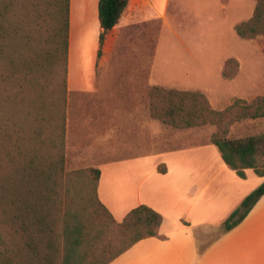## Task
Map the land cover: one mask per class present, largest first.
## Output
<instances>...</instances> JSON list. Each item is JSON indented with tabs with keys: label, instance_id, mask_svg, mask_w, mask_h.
<instances>
[{
	"label": "trees",
	"instance_id": "1",
	"mask_svg": "<svg viewBox=\"0 0 264 264\" xmlns=\"http://www.w3.org/2000/svg\"><path fill=\"white\" fill-rule=\"evenodd\" d=\"M129 1L100 0L98 58ZM70 16L71 0H0V264H111L142 240L167 238L162 214L147 205L115 220L98 196L99 169L66 172ZM236 33L264 37V0ZM238 71L230 59L223 77ZM149 115L177 130L215 127L210 143L225 164L241 179L248 169L264 177V132L236 135L264 120V96L216 110L200 91L153 86ZM157 170L165 174L166 165ZM263 196L264 183L231 213L223 234Z\"/></svg>",
	"mask_w": 264,
	"mask_h": 264
},
{
	"label": "rangeland",
	"instance_id": "2",
	"mask_svg": "<svg viewBox=\"0 0 264 264\" xmlns=\"http://www.w3.org/2000/svg\"><path fill=\"white\" fill-rule=\"evenodd\" d=\"M162 1L163 4L155 9L148 8L146 14L138 17L136 21L141 23L121 34L100 75V95L106 97L109 92L111 102L98 101L97 106L88 100L80 108L75 106L71 116L72 137L80 127L84 131L91 130L96 121L90 117L96 116L93 114L97 112L96 107L104 111L109 106L112 121L134 112L138 104L143 106L147 96L149 110L153 86L200 91L216 110L225 109L236 99L250 101L264 96V37L245 40L236 33V26L253 16L257 0ZM87 40L91 42L90 38ZM83 57L88 61L89 53L85 52ZM230 59L239 62V71L233 79H225L223 69ZM80 60L81 55L76 57L75 63ZM78 96L72 94L74 103ZM214 132L213 126L173 129L153 121L149 115L148 128L139 136L141 148L120 149L112 137L111 159L121 157L122 160L134 155L146 159L148 168L161 159L187 158L200 162L207 157L205 148L164 158L160 153L209 145ZM250 132H264V120L246 122L236 135ZM81 139L86 147L96 146L94 137L88 132ZM67 145L66 141V172L88 169L75 166L73 151L69 152ZM76 163L81 166L94 164L92 158ZM79 178L84 181L86 176L82 174ZM256 179L257 176L251 174L247 185L240 187L237 182L235 185V180L220 176L193 207L190 217L195 222L193 229L174 233L167 242H142L111 264H234L237 229L223 234L224 216L245 190L255 186ZM156 256L169 258L160 261Z\"/></svg>",
	"mask_w": 264,
	"mask_h": 264
},
{
	"label": "crops",
	"instance_id": "3",
	"mask_svg": "<svg viewBox=\"0 0 264 264\" xmlns=\"http://www.w3.org/2000/svg\"><path fill=\"white\" fill-rule=\"evenodd\" d=\"M99 2L100 0H71L67 146L69 152L73 151L76 167L100 170L98 196L116 221H123L132 209L141 205H147L162 214L164 221L160 234L166 236V240L149 238L140 241L135 246L145 241L167 242L170 240V235L193 229L195 222L190 219L193 207L200 196L206 194L212 183L220 176L229 177L235 180V185L237 182L240 187H244L251 174L257 175L254 170L248 169L246 170L247 178H239L235 171L225 164L218 148L213 144L160 153V156L164 158L205 148L207 157L200 162L187 158L171 159L170 161L161 159L160 162H155L148 168L145 164L146 159L134 155L123 157L122 160L121 157L111 159L112 137H114L115 146L120 149L141 148L140 137L148 128L147 96L143 100L145 102L143 106L138 104V108L134 112L121 115L122 118L116 117L119 119L112 121L109 106L104 111H98L99 107L94 108L97 110V112H93L96 116L90 117V119L95 120L96 123L91 130L84 131L85 129L80 127L76 136L72 137L71 116L75 106L80 108L88 100L93 101L96 105L98 101L105 103L111 100L109 92L106 97L100 95V75L121 34L128 32L133 26H137V23H141L142 21L136 20L140 15L146 14L148 8L155 9L158 4H163L162 0H130L118 25L106 34L103 53L98 58L99 37L103 31L99 22ZM88 36L91 42H88ZM74 45L75 55H73ZM89 47L90 49H88ZM85 52L89 53L88 61L83 57ZM79 55H81V60L75 63L76 57L78 58ZM74 93L79 95L75 101L76 104L71 97ZM87 132L94 137L96 146H84L81 137ZM87 158H92L94 164L77 165L76 161ZM161 164L166 165L165 174H161L157 170ZM256 180L255 186L245 190L237 200L236 203H240L239 206L251 192L264 183V177L257 176ZM199 183L203 184L199 185ZM236 203L227 209L224 216L226 220L239 207ZM185 207L188 208L185 209ZM206 216L209 215L206 214ZM184 222L189 223V226L184 225ZM238 227L235 228L237 237L233 257L234 264H264V196ZM155 258L163 261L169 256H156Z\"/></svg>",
	"mask_w": 264,
	"mask_h": 264
}]
</instances>
